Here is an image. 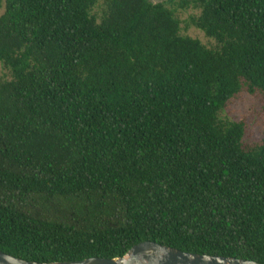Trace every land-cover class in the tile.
<instances>
[{
  "label": "trees",
  "instance_id": "trees-1",
  "mask_svg": "<svg viewBox=\"0 0 264 264\" xmlns=\"http://www.w3.org/2000/svg\"><path fill=\"white\" fill-rule=\"evenodd\" d=\"M171 0L170 3H172ZM169 3V4H170ZM0 250L38 263L152 241L264 264V0H0Z\"/></svg>",
  "mask_w": 264,
  "mask_h": 264
},
{
  "label": "rangeland",
  "instance_id": "rangeland-1",
  "mask_svg": "<svg viewBox=\"0 0 264 264\" xmlns=\"http://www.w3.org/2000/svg\"><path fill=\"white\" fill-rule=\"evenodd\" d=\"M155 4H167L174 10L177 18L182 22L181 35L191 37L201 41L208 48H216L217 42L209 39L206 34L200 29L191 26V20L201 14L200 10L193 7L182 8V4L189 0H151ZM191 1V0H190ZM170 3V4H169ZM4 9L0 11V16L3 15ZM7 74L3 66L0 64V76ZM223 120L241 122L244 121L247 125L245 144L254 146L261 144L264 140V96H252L250 94H242L232 100L227 109L221 114Z\"/></svg>",
  "mask_w": 264,
  "mask_h": 264
},
{
  "label": "water",
  "instance_id": "water-1",
  "mask_svg": "<svg viewBox=\"0 0 264 264\" xmlns=\"http://www.w3.org/2000/svg\"><path fill=\"white\" fill-rule=\"evenodd\" d=\"M0 264H260L255 261L200 255L161 245L152 241L133 247L126 256L116 259L89 258L83 261L38 263L16 258L0 250Z\"/></svg>",
  "mask_w": 264,
  "mask_h": 264
}]
</instances>
